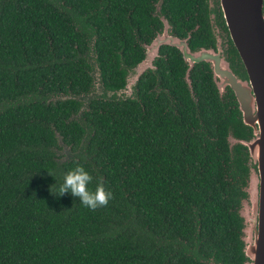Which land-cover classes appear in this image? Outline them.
I'll return each mask as SVG.
<instances>
[{"label":"trees","instance_id":"1","mask_svg":"<svg viewBox=\"0 0 264 264\" xmlns=\"http://www.w3.org/2000/svg\"><path fill=\"white\" fill-rule=\"evenodd\" d=\"M209 0H0V264H245L249 152L233 90L162 45L136 96L115 91L163 30L214 46ZM217 3V1H216ZM159 7V9L157 8ZM234 71L245 75L220 9ZM99 77V81L97 78ZM77 164L113 192L51 194ZM49 172L52 174H49Z\"/></svg>","mask_w":264,"mask_h":264},{"label":"water","instance_id":"2","mask_svg":"<svg viewBox=\"0 0 264 264\" xmlns=\"http://www.w3.org/2000/svg\"><path fill=\"white\" fill-rule=\"evenodd\" d=\"M219 4L230 39L243 63L245 75L234 71L224 50L221 49L220 40L223 38L220 27L215 23V12L209 0L211 31L217 50L214 47L191 49L188 44L189 36L180 38L169 33L168 21L161 17L164 24L162 32L158 33L150 43L143 44L145 56L134 67L128 69L125 86L115 91H106L98 82L92 96L115 99L135 97L138 78L149 69L155 70L156 66L153 62L159 55L162 45L175 46L181 52L184 61L188 64L186 70L188 83L189 71L193 65L201 61L208 63L219 93L222 94L226 86L233 90L243 123L252 128V136L248 140L234 138L232 134H229L228 140L231 148L234 144L240 143L244 144L249 152V177L245 187L247 196L241 201L239 209L245 264H264L263 0H219Z\"/></svg>","mask_w":264,"mask_h":264},{"label":"clouds","instance_id":"3","mask_svg":"<svg viewBox=\"0 0 264 264\" xmlns=\"http://www.w3.org/2000/svg\"><path fill=\"white\" fill-rule=\"evenodd\" d=\"M49 174H51L49 172ZM52 175V174H51ZM93 176L85 166L77 164L68 171L56 191H53V185L50 188L51 194L62 197L70 193L73 197H79L80 202L87 208L95 211L97 208L106 207L111 199L114 198L113 192L109 190L101 179L94 190L89 189Z\"/></svg>","mask_w":264,"mask_h":264},{"label":"flooded vegetation","instance_id":"4","mask_svg":"<svg viewBox=\"0 0 264 264\" xmlns=\"http://www.w3.org/2000/svg\"><path fill=\"white\" fill-rule=\"evenodd\" d=\"M213 1V2H212ZM214 1L216 2L217 1V3H214ZM208 5H209V3H208ZM211 6H212V8L214 9V12H215V23H217V20H216V13H217V9H220L221 10V8H220V4H219V0H211ZM208 10H209V7H208ZM262 11H263V15H264V0H263V4H262ZM222 12V11H221ZM223 14V13H222ZM209 21H210V17H209ZM210 27H211V22H210ZM221 30V29H220ZM221 35H222V38H223V50H224V54L227 56V60L229 61V58H228V54H227V51H226V48H227V43H226V41H227V37L225 36V34L222 32V30H221ZM213 36V35H212ZM230 37V36H229ZM213 39H214V37H213ZM212 47H214L216 50H217V48H216V45H215V41H214V46H212ZM208 48V47H207ZM230 62V61H229ZM242 62V61H241ZM230 65H231V62H230ZM231 67H232V65H231ZM233 68V67H232ZM234 69V68H233ZM226 87H228V86H226ZM226 89V88H225ZM225 91V90H224Z\"/></svg>","mask_w":264,"mask_h":264},{"label":"rangeland","instance_id":"5","mask_svg":"<svg viewBox=\"0 0 264 264\" xmlns=\"http://www.w3.org/2000/svg\"><path fill=\"white\" fill-rule=\"evenodd\" d=\"M220 43H221V49L223 50V39L222 40H220ZM133 78V77H132ZM130 80H131V76H130ZM217 80H219V79H217ZM97 89V88H96ZM249 198V197H248Z\"/></svg>","mask_w":264,"mask_h":264}]
</instances>
